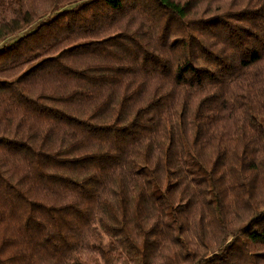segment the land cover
<instances>
[{
	"label": "trees",
	"instance_id": "obj_1",
	"mask_svg": "<svg viewBox=\"0 0 264 264\" xmlns=\"http://www.w3.org/2000/svg\"><path fill=\"white\" fill-rule=\"evenodd\" d=\"M0 264H264V0H0Z\"/></svg>",
	"mask_w": 264,
	"mask_h": 264
}]
</instances>
